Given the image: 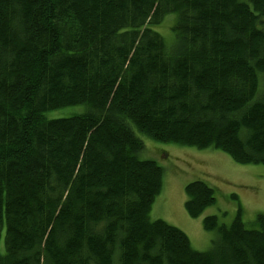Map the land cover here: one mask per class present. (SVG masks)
<instances>
[{"label":"trees","instance_id":"trees-1","mask_svg":"<svg viewBox=\"0 0 264 264\" xmlns=\"http://www.w3.org/2000/svg\"><path fill=\"white\" fill-rule=\"evenodd\" d=\"M263 18L264 0H0V264H264V214L205 217L206 252L150 221L163 171L136 136L264 166ZM184 191L190 218L215 202Z\"/></svg>","mask_w":264,"mask_h":264},{"label":"rangeland","instance_id":"rangeland-1","mask_svg":"<svg viewBox=\"0 0 264 264\" xmlns=\"http://www.w3.org/2000/svg\"><path fill=\"white\" fill-rule=\"evenodd\" d=\"M168 26L170 22L165 20L155 31L170 44L174 38ZM260 29L264 31V18L260 19ZM86 110L84 106L71 107L46 116L66 118L83 114ZM136 136L144 145L138 154L139 159L153 161L163 171L162 188L151 206L149 220L163 221L183 232L193 250L206 252L211 248L215 233L203 229L205 217L215 216L220 225L229 226L240 209L244 226L252 229L256 217L264 214V166L236 164L213 148L200 150L159 143L139 133ZM195 181L203 182L213 190L215 202L200 217L193 219L184 208L187 200L184 190Z\"/></svg>","mask_w":264,"mask_h":264}]
</instances>
